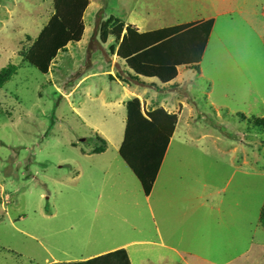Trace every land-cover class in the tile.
<instances>
[{"label":"rangeland","instance_id":"obj_1","mask_svg":"<svg viewBox=\"0 0 264 264\" xmlns=\"http://www.w3.org/2000/svg\"><path fill=\"white\" fill-rule=\"evenodd\" d=\"M161 29L173 36L145 58H191L199 74L176 65L155 75L118 57L124 36L147 45L153 38L141 35ZM47 35L57 36L51 46ZM9 64L17 72L0 90V264L141 240L148 246L132 248V264H264V131L251 124L264 117V0H0V69ZM127 70L159 86L179 75L178 87L144 88ZM118 95L126 109L162 102L176 118L163 151L166 199L158 205L160 183L152 198L156 216L169 215L160 230L116 149L126 116L112 108ZM76 100L113 133L104 154ZM185 179L192 190L173 182ZM202 184L221 194L207 203Z\"/></svg>","mask_w":264,"mask_h":264},{"label":"trees","instance_id":"obj_2","mask_svg":"<svg viewBox=\"0 0 264 264\" xmlns=\"http://www.w3.org/2000/svg\"><path fill=\"white\" fill-rule=\"evenodd\" d=\"M100 30V28H99ZM169 29H161L157 30L151 33H145L141 36H150L153 38L151 41L148 42L147 45H135V42L132 40L133 37H137L138 33L131 32L130 35H126L123 37L122 46L119 50L118 57L121 60H124L127 62V64L132 66L130 62H135L140 66V68L153 70L156 69L155 75L160 74L158 72V69H168L170 70L175 69L172 66H180V65H187L185 68L187 70H194L197 74H199V64L197 62H190L191 58L189 59H183L181 61L176 62L175 64L168 63V62H162L159 65L154 63V61L148 60L145 58L146 56L150 55V52L152 54L153 51L156 50L157 47H160L162 44L156 43L159 40H163L165 38L170 37L172 34L168 33ZM171 32L174 31V34L178 32L177 27L170 29ZM209 34V32H208ZM96 38V34L93 35ZM173 36V35H172ZM159 37V38H158ZM46 39L50 38L48 41L50 42V46L52 43L56 42V35H53L52 38L50 35H47L45 37ZM52 42V43H51ZM98 45V44H97ZM156 45V46H155ZM205 41L202 43V54L205 48ZM39 46V45H37ZM155 48H152L154 47ZM204 46V47H203ZM48 47V46H47ZM46 48V47H45ZM47 49V48H46ZM44 51V48L41 50ZM200 52V50H199ZM193 54L196 56V58L200 59V54ZM153 55V54H152ZM191 55L190 57H193ZM23 54V58H24ZM39 60H41L42 56H38ZM44 59V57L42 58ZM46 59V56H45ZM166 65V66H165ZM130 66V67H131ZM162 66V67H161ZM132 68V67H131ZM175 71V70H174ZM17 72V66L13 64H9L2 69H0V90L4 87V85L11 80L13 76L16 75ZM82 72H79L75 75V78H77L79 75H81ZM176 74V72H175ZM126 76L128 80L135 81L137 84H140L142 86L144 85H150L155 90H160V87H157L155 84H146L141 81L140 77L137 75H132L128 71L126 73ZM172 77L166 79L165 81L171 80ZM168 87H178L177 84H172ZM164 87H162L163 89ZM242 119H245L244 116H241ZM176 118L169 117L166 115L164 110L157 109L156 111L152 112L150 115H146L144 117L141 112L138 105H132L127 106V118H126V127H125V133H124V139L121 145V148L119 149V155L120 157L127 163V165L130 167L132 172L135 174L136 178L141 184L142 190L144 195H148L152 189V186L154 184L157 171L159 169L160 162L163 158V151L165 152L168 144V137L169 135H172L174 131V124H175ZM253 127L261 129V131H264V117L263 118H254L251 122ZM165 131L167 134L165 137L161 134ZM97 140L100 141L102 144V147L100 149V152L104 151L106 141L96 136ZM164 140L166 141V144L163 149L160 150L159 145L155 144L152 145L153 141L157 142L158 140ZM159 147V148H158ZM259 224L264 230V205L261 208L259 212ZM56 264H131L128 254L125 249H117L115 251L106 253L101 256H97L95 258H92L90 260L84 261V262H77V263H56Z\"/></svg>","mask_w":264,"mask_h":264},{"label":"crops","instance_id":"obj_3","mask_svg":"<svg viewBox=\"0 0 264 264\" xmlns=\"http://www.w3.org/2000/svg\"><path fill=\"white\" fill-rule=\"evenodd\" d=\"M179 68H181L180 66H178L177 67V71L179 70ZM127 69V68H126ZM130 74H131V72L129 71V70H127ZM194 71V70H193ZM82 75L83 74H81V75H79L77 78L79 79V78H81L82 77ZM84 78L85 77H83V78H81L78 82H77V84H76V86L74 87V91H76V90H78L79 88H77V85L81 82V81H83L84 80ZM77 79V80H78ZM140 79H141V81L142 82H144V83H146V84H155V83H153V82H150V81H146V80H144L143 78H141L140 77ZM178 79H179V75H178V77L174 80V81H172V82H170V83H168V84H164V85H162V86H159V85H157V84H155L157 87H165V86H170V85H172V84H174V82H176V81H178ZM126 80V79H125ZM124 79H122V81H124V82H126ZM128 80V79H127ZM145 87H147V86H144V88ZM124 95V94H123ZM124 96H122V95H118V96H115L114 97V100L112 101L113 102V107L112 108H114L115 109V106H123V107H125V103H124ZM77 101V100H76ZM81 102L80 101H77V103H76V106H75V108H74V112L78 115V117H80L81 119H83L85 122V125H86V127H88V129L90 130L89 132H92V133H94L95 135H97V136H99V137H101V138H103L102 136H101V134H99V132L100 133H103L106 137H107V139L105 140L104 138V140L106 141V144H107V147H106V149L104 150V151H102L101 153H99V154H104L106 151H107V148H108V145H109V139H111V138H114V135H113V133H111V132H109L108 130H106L105 128H103L104 127V124L102 123V121L100 120V121H97V120H91L90 118H86V116L84 115V114H82V112H83V109H82V105L80 104ZM150 104V106H151V102L149 103ZM160 104V105H159ZM159 104H156V105H154V106H151L152 108H151V110H149V109H147V106H145V108L146 109H144V110H140V112H141V114L143 115V116H145L146 117V112L147 111H152V110H154V109H160V107L162 108V107H164V105L162 104V102L161 103H159ZM113 110V109H112ZM125 110H126V116H125V122L124 121H122V123L124 122L125 124H124V131H123V136L121 137V140L119 139V141H117V143L115 144L116 145V149L118 150V152H119V149L121 148V145H122V142H123V139H124V133H125V127H126V118H127V109H126V107H125ZM155 111V110H154ZM82 120V121H83ZM122 123H121V125H122ZM167 152V151H166ZM166 154V153H165ZM83 156H86V155H83ZM90 156H92V155H90ZM164 158H165V156L162 158V160H161V162H160V165H159V169H158V171H157V174H156V178H155V181H154V184H153V186H152V189H151V191H150V193L148 194V195H144V201H145V203H146V207H147V211H148V213H149V216L151 217V219L154 221V224L156 225L157 224V226H156V228H157V230H160L161 229V227H162V225H164V223L167 221V219L166 218H168L169 217V215H165V214H163V215H161V212H163V213H166V212H164V211H161V212H159V215H157L156 216V213H155V211H154V206H153V204H152V198H153V194H154V192H155V189H156V187H157V185L160 183V185H159V187H160V191L158 192V196H157V201H158V205H159V202L160 201H162V204L164 203V199H166V196H165V194H164V192H163V190L165 189V188H163V184L165 183V182H163V177H162V174H163V168H164V164L166 163V161L164 160ZM231 161V160H230ZM176 163V162H175ZM175 163H172V165H174ZM177 164V163H176ZM169 170H171V169H169ZM134 174V173H133ZM173 174H175V175H178V174H176L174 171H172L171 173H167V176H166V178H168V177H170V176H172ZM135 175V174H134ZM174 177V176H173ZM176 177H178V176H176ZM177 179V178H176ZM138 180V179H137ZM165 181H166V179H165ZM173 182H178L179 183V185H180V187H178L177 189L178 190H182V191H187V190H192L191 188H193L194 187V185L191 187L189 184L190 183H193V181L192 180H188V179H185V180H173ZM165 185V184H164ZM202 187H203V189H208V186L206 187L205 185H203L202 184ZM167 189V188H166ZM165 189V190H166ZM204 191V190H203ZM205 193H206V202L208 203L209 201H211L212 202V200H214L215 199V195H220L221 193L220 192H218V191H215L214 192V194L215 195H213L212 196V193L210 192V189H208L207 191H205ZM167 195V194H166ZM168 197V196H167ZM165 204H167V203H165ZM96 210V208L93 210V211H95ZM161 215V216H160ZM148 243L149 242H147V241H131V242H128V243H121V244H118L117 246H115V247H111V248H107V249H104V250H101V251H97V250H94L95 252L94 253H92L91 255H88V256H86V257H82V256H79V257H75V256H72L71 254H70V252L69 253H65V252H61V256H58V257H54L53 255H51V254H49L48 252H46V254H47V257L45 258V260H44V264H56V263H77V262H84V261H87V260H90V259H92V258H95V257H97V256H101V255H104V254H106V253H109V252H112V251H115V250H117V249H125L126 250V252H127V254H128V257H129V260L132 258L131 256H134V250L132 249V248H134V247H142V246H148ZM165 243V242H164ZM162 241H161V239L159 238V244H160V246H162V248H165L166 247V244H164ZM129 248H131V250L130 251H128V249ZM64 250V249H63ZM133 260H134V262L136 263V264H141V262H138V260L137 259H135L134 257H133ZM130 263L132 264L133 263V261H131L130 260Z\"/></svg>","mask_w":264,"mask_h":264}]
</instances>
